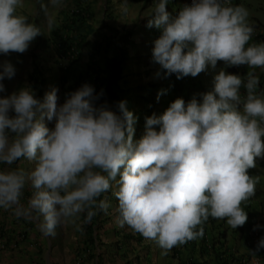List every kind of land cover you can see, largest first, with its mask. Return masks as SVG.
Wrapping results in <instances>:
<instances>
[{
	"label": "clouds",
	"instance_id": "9594fccd",
	"mask_svg": "<svg viewBox=\"0 0 264 264\" xmlns=\"http://www.w3.org/2000/svg\"><path fill=\"white\" fill-rule=\"evenodd\" d=\"M111 1L103 0L95 12L88 0H63L61 7L67 8L53 13L51 4L61 0H37L33 7L24 0H0V54L31 53L40 60L31 62L36 76L42 63L40 42L47 38L49 50L62 63L58 66L66 65L71 76L72 70L85 68L91 74L104 71L106 60L117 58L120 47L126 49L128 63L146 50L141 59L146 73L155 72L164 81L153 78L137 98L117 101L118 111L97 106L103 90L95 94L87 83L63 104L56 87L43 101L27 86L0 96V164L33 165L31 170H0V208L17 217L35 216L50 240L69 219L75 222L86 214L82 253L73 264H87L91 258L85 245L94 252V242L99 247L104 241L94 221L103 214H111L109 227H119L124 243L145 247L147 264H160V259L163 264H199L184 257L195 249L211 256L208 264H264L251 259L264 248V237L254 241L257 227L249 211L250 199L260 192L249 169L264 158V96L258 95L254 71L246 78L235 74L241 65L264 69L263 24L248 22V10L235 6V0H115L120 2L113 13L117 17L109 16ZM244 3L264 12L258 1ZM131 7L134 17L127 15ZM146 8L154 11L143 20ZM26 10L33 23L21 14ZM79 13L85 20L78 21L76 47L70 43L75 35L70 23ZM114 20L127 25L115 26ZM126 34L129 40L118 46ZM218 62L227 68L217 70L214 87L208 88L200 73L209 65L216 69ZM15 74L11 62L0 63V93L6 91L3 81ZM179 83L187 88L182 93L176 91ZM155 89L157 109L146 122L141 119L145 133L136 140V119L146 116L144 111L134 116L127 105L141 103ZM26 188L32 194L25 205ZM260 217L259 223L264 222V203ZM92 219L95 226L88 235L84 224ZM232 241L243 242L249 253H241L240 244L229 246Z\"/></svg>",
	"mask_w": 264,
	"mask_h": 264
},
{
	"label": "rangeland",
	"instance_id": "374dc122",
	"mask_svg": "<svg viewBox=\"0 0 264 264\" xmlns=\"http://www.w3.org/2000/svg\"><path fill=\"white\" fill-rule=\"evenodd\" d=\"M263 4L262 7H264V0H255ZM119 1H111L110 7L112 9V12L109 14V16L113 15L114 17H117L114 13L116 10V6L119 5ZM134 8L131 7L128 10V16H133ZM146 10V11H145ZM153 9H143L142 10V19L151 17L153 15ZM23 16H25L28 19L29 23H33L29 20V10L22 11L21 13ZM136 15L138 14V9H136ZM254 21L252 18H248V22ZM128 22V21H127ZM115 26H122L126 24L125 22L121 21L117 22V20H114L113 23ZM45 25V24H44ZM127 25V24H126ZM103 28H105L104 24H102ZM35 43V39L30 44L29 48L33 47ZM49 39L45 38L44 40H41V71L37 73H34V70L32 69L31 62L39 63V58L32 57L31 53H10L8 55L0 54V63L4 61L11 62L15 69L16 74L14 78L12 79H5L3 81L6 91L4 93H0V96H8L11 95L13 92L19 91L23 87H30L35 96L43 101L45 94L53 87H56L59 89L58 96H59V103L63 104L67 98V95L73 91H76L80 87H82L85 83L90 84L95 89V94H99L103 90V96L100 97L98 101H96L97 106L106 104L109 108H111L114 111H118V108L116 107L117 103H114L111 98V92L107 91L105 79L107 78V75L103 76L102 72L97 75L99 72H93V74L90 73V71L86 70V68L80 72H75L72 70V76L69 73L68 69L66 68V65L58 66V64H62L57 54H52V52L48 48ZM141 51V49H139ZM142 50L139 52V54H133L131 62L126 63V68L123 71L120 80L117 82L118 88L116 89V94H118L119 101H124L129 96H133V98H137L139 95V90L142 86L149 85V82H153V78L157 80L158 83L164 82L161 78H157L156 73L150 71V73H146L145 64L141 62V59L147 57V53H145ZM11 59V60H9ZM135 63V64H134ZM31 68V70H29ZM132 69H137L138 76H134L133 74H136V71L131 72ZM75 74L77 76H75ZM93 75H97L96 79L93 81ZM79 77V78H78ZM78 78V79H77ZM44 79V80H43ZM97 79H99V82L101 84H97ZM43 80V81H42ZM102 80H104V83H102ZM95 82V84H93ZM151 93V90L147 91L146 94ZM129 108V111H131L134 116L137 115V112L145 111L148 107L142 106V104L139 102V100L134 101L133 107H130L129 104L127 105ZM137 118V117H136ZM49 127H54V122L49 123ZM135 127V136L134 139L139 140L145 133V124L143 125L141 122V118L138 117L136 119V123L134 125ZM158 130V127H157ZM17 167H23L26 170H31L33 165L29 164L27 161H17L16 164H13L11 166L6 164H0V170L5 169H15ZM113 185H115V182H113ZM32 190L30 188L25 189L24 197L22 198V203L25 205L27 204V199L31 196ZM108 200V199H107ZM111 207V206H110ZM117 207V205H113L112 209ZM9 211V216L12 217L11 221L14 224L16 216L13 214V211ZM111 210H109L110 212ZM82 215V214H81ZM111 217V214H103L97 218H95L94 221H97V228L101 229V237L100 240H107L108 238L112 239L113 234L111 231L110 221L109 218ZM40 220L37 219L35 216L33 218H27V227L29 228L31 235H33V239L30 235L29 238L31 240H40V241H49L50 239L45 236L40 230L39 225ZM103 224H105L103 226ZM80 225L82 227V231L78 230L77 226ZM109 228V232L105 231V229ZM105 231V232H104ZM56 237L61 239V242L56 240ZM53 236V241L55 242L52 251L50 252L49 260L51 264H70L74 263L73 258L71 260V256H77L80 258V254L82 253V248L80 247V244L83 243V240L85 239V233H84V227L82 224V218L78 220H75L73 222V219H69V221L57 228V233ZM42 238V239H41ZM53 245V244H52ZM71 247L73 248V251L71 253ZM56 252V253H54ZM42 252H40L41 254ZM59 253V255H57ZM79 258L77 260H79ZM42 261V264H45L43 262V258L39 259ZM82 260V259H81ZM80 260V261H81Z\"/></svg>",
	"mask_w": 264,
	"mask_h": 264
},
{
	"label": "crops",
	"instance_id": "0c3cea01",
	"mask_svg": "<svg viewBox=\"0 0 264 264\" xmlns=\"http://www.w3.org/2000/svg\"><path fill=\"white\" fill-rule=\"evenodd\" d=\"M25 5L28 7H33L37 0H24ZM62 1L59 5L53 6L51 4V10L53 13L59 11V9L67 8V5H62ZM248 1V0H247ZM73 2V1H72ZM235 6H243L248 10L249 16L248 18H252L261 24H263L264 30V12L258 11V8H252L248 4L244 3V0H235ZM88 3H91L93 10L96 12L97 10H101L100 8L104 6L103 0H88ZM61 7V8H60ZM264 43V42H263ZM227 67L223 64V62H218L217 68L212 69L209 65L207 71L200 73L201 80L205 86L208 88L214 87V76L217 74V70L220 71L221 69H226ZM235 72V74L240 75L241 77L246 78L248 71H254V73L259 77V86L257 91L260 92L258 95L264 96V69L256 68V69H249L247 65H241ZM242 110V109H241ZM256 167L249 169V174L257 178V183L260 186V192L255 194L254 197L250 199V214L252 217V222L257 227V235L254 241L258 244L260 239L264 237V235H258L262 231H264V222L259 223L260 211L262 204L264 203V158H257L256 160ZM258 190V188H257ZM247 203L242 205L244 207ZM247 212V210H245ZM248 213V212H247ZM9 211L0 208V264H39L42 263L40 258H43V262L45 264H51L49 257L50 252L55 244L53 240H49L47 242L40 241V240H31L29 235L30 232L29 228L27 227V219L25 217H17L15 218L14 224L8 223L12 219L9 215ZM258 223H256V222ZM11 226V227H9ZM113 228L112 233L114 234L115 239L108 238L107 240L103 241L99 247L98 241L94 242L96 249L93 251L91 246L85 245V254L88 253L90 255L91 260L87 262V264H125L129 262V264H147L145 259L148 257L145 251V247L141 244L135 245L133 243H124L121 238V233L119 232V227L111 226ZM236 235L233 236L234 239ZM33 238V237H32ZM36 239V238H33ZM42 239V238H41ZM255 242H251L255 244ZM53 244V245H52ZM240 244V245H239ZM238 246L241 253H249V249L244 246L243 242H230L229 246ZM192 250V249H190ZM71 253L73 248L71 247ZM40 252H42L40 254ZM56 253V252H54ZM93 254H96L95 257H91ZM59 255V253H57ZM186 252L184 255L185 260L189 258V262H197L199 264H208V260H211V256L208 255H200L197 254V250L195 252ZM75 256H71V260ZM85 258V257H84ZM253 261L259 260L264 262V248L261 249L259 252H253V256H251ZM144 260V261H143ZM183 260V259H182ZM183 260L184 262H187ZM160 264L165 263L164 260H159ZM214 262H209V264H213ZM73 264V263H70Z\"/></svg>",
	"mask_w": 264,
	"mask_h": 264
},
{
	"label": "trees",
	"instance_id": "16d2710c",
	"mask_svg": "<svg viewBox=\"0 0 264 264\" xmlns=\"http://www.w3.org/2000/svg\"><path fill=\"white\" fill-rule=\"evenodd\" d=\"M84 16L82 13H79L77 15L76 18H74L71 23H70V28L72 30V32H75V35L70 39V43L71 44H74L76 45V47H78V45L80 44V40H79V26H78V21H80L81 23L84 22ZM155 34H157V31L155 32ZM130 38V35L129 34H126L122 39L121 41L119 42V45L125 41H128ZM118 53H119V56L115 59H107L106 60V66L104 67V71L102 70V74L103 76L107 75V78L105 79V85H106V88H107V91L111 92L112 93V101L113 100H116V103L117 101L119 102L118 100V94H116V89L118 88L117 86V79L121 76V73L123 71V68H124V63L128 61V53L126 52V49L125 48H118ZM98 68H101L100 66H97ZM103 69V68H102ZM97 72H99L97 75H99L101 73V70H97ZM97 82L99 84H101V82H99V79H97ZM102 83H104V80H102ZM174 85L175 83L172 85V88L174 89L175 91V88H174ZM186 86L183 85L182 83L179 85H176V91L178 92H183L184 90H186ZM191 89V88H190ZM194 89V88H192ZM157 93V90L155 89L154 90V94H149L145 97H141V104L142 106H145V107H148L144 112L143 114L146 116L144 118H141V119H145V122H146V118L147 117H150L152 116L154 113V111L157 109V106H158V103L156 102L155 100V96ZM168 95H166L165 97H167ZM177 98H175L176 100ZM173 99V102L175 101ZM133 101V100H132ZM132 101H131V104H132ZM171 105L170 102H168V107ZM150 107V108H149ZM168 107L164 110V112L168 109ZM86 214H83L82 215V220H84V217H85ZM85 226V231L88 233V235H91L93 233V227L95 226L94 225V222H93V219L90 223H87V224H84ZM1 229V228H0Z\"/></svg>",
	"mask_w": 264,
	"mask_h": 264
}]
</instances>
